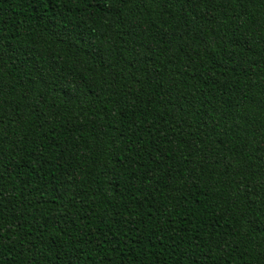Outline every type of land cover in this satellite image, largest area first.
Instances as JSON below:
<instances>
[{
  "label": "trees",
  "instance_id": "obj_1",
  "mask_svg": "<svg viewBox=\"0 0 264 264\" xmlns=\"http://www.w3.org/2000/svg\"><path fill=\"white\" fill-rule=\"evenodd\" d=\"M0 264H264V0H0Z\"/></svg>",
  "mask_w": 264,
  "mask_h": 264
}]
</instances>
